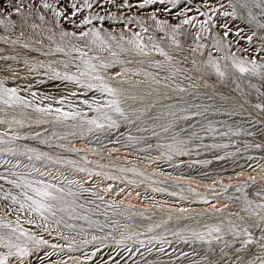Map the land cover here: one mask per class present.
Instances as JSON below:
<instances>
[{
  "label": "rangeland",
  "instance_id": "1",
  "mask_svg": "<svg viewBox=\"0 0 264 264\" xmlns=\"http://www.w3.org/2000/svg\"><path fill=\"white\" fill-rule=\"evenodd\" d=\"M104 251L264 264V0H0V264Z\"/></svg>",
  "mask_w": 264,
  "mask_h": 264
},
{
  "label": "bare ground",
  "instance_id": "2",
  "mask_svg": "<svg viewBox=\"0 0 264 264\" xmlns=\"http://www.w3.org/2000/svg\"><path fill=\"white\" fill-rule=\"evenodd\" d=\"M112 254H114L113 251L112 252L104 251V252H99V253L94 252V253H91V256H90V254H88V256H90L91 259L84 264H103V263H101V260L104 257L111 256ZM121 254H118V255H121ZM47 258H48L47 256H40L37 260L31 262V264H42V262H44L45 259H47Z\"/></svg>",
  "mask_w": 264,
  "mask_h": 264
}]
</instances>
